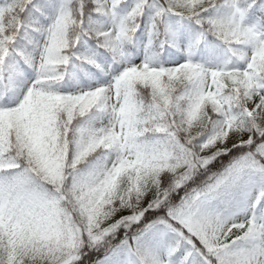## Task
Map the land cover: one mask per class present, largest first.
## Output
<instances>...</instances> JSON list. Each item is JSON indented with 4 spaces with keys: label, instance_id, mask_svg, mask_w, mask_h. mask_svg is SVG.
I'll list each match as a JSON object with an SVG mask.
<instances>
[{
    "label": "snow or ice",
    "instance_id": "6c2138e0",
    "mask_svg": "<svg viewBox=\"0 0 264 264\" xmlns=\"http://www.w3.org/2000/svg\"><path fill=\"white\" fill-rule=\"evenodd\" d=\"M0 264H264V0H0Z\"/></svg>",
    "mask_w": 264,
    "mask_h": 264
}]
</instances>
